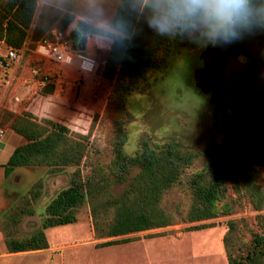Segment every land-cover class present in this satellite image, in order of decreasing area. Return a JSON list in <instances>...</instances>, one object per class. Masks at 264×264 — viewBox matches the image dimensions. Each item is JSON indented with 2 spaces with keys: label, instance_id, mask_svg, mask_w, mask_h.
<instances>
[{
  "label": "rangeland",
  "instance_id": "1",
  "mask_svg": "<svg viewBox=\"0 0 264 264\" xmlns=\"http://www.w3.org/2000/svg\"><path fill=\"white\" fill-rule=\"evenodd\" d=\"M48 1L47 6L54 11L48 17L52 13L60 18L56 26L64 29L73 17L78 16L109 26L120 0ZM226 4L224 0H210L195 28L166 59L162 68L145 73L148 79L145 86L127 101L128 115H118L114 105L108 102L113 81L103 77L101 60L107 57L109 48L106 50L88 41L81 49L78 33L70 34L78 54L95 62L91 73L54 64L34 53L35 43L45 38L50 28L47 17H42L43 9L38 10L35 25H31L28 31L18 64L5 58L8 48L0 42V82L3 83L0 88V128L5 131L0 139V215L35 182H42L40 196L32 205L35 213L33 216H21L15 231L17 237L31 234L39 227L45 206L57 192L69 185L74 167L56 172H50L47 167L16 168L8 178H4L3 165L8 160L10 149L25 142L10 129L15 117L30 115L37 122L50 119L65 125L70 130V139L82 140L86 146L80 166L82 174L98 169L97 173L107 178L105 183L102 182L106 188L98 194L95 202L120 196L139 170L128 167V179L122 183L114 182L111 164L114 159L113 142L119 127L127 135L123 151L128 156L140 150L144 142L151 146L174 142L182 151L194 155L191 166L160 200V208L172 218L171 225L106 238L101 233L95 234L87 200L76 210L75 224L45 231L49 244L47 250L8 254L0 230V264H152V259L156 258L163 264H228L223 245L228 227H232L233 249L243 248L254 234L260 232L256 216L264 215V203L259 212L255 211L247 196L243 192L236 193L230 185L226 196L216 202V217L194 223L186 221L192 204L190 177L217 160L242 162L223 145V133L213 127V105L208 94L196 89V72L203 66L204 38L209 31L215 36L213 33L226 18L221 16ZM37 15L40 20L36 22ZM166 15L164 7H160L147 22L163 24ZM79 21L87 23L88 20L78 19L76 23ZM214 22L217 25H213ZM44 76H48L54 85L52 95L42 93L45 85H41L40 80ZM94 116L96 119L92 123ZM258 183L264 191V168L260 169ZM111 217L112 214L108 219ZM198 224L212 227L191 231V227ZM124 238L131 241L108 247L96 246ZM218 250L221 260L217 256Z\"/></svg>",
  "mask_w": 264,
  "mask_h": 264
},
{
  "label": "trees",
  "instance_id": "2",
  "mask_svg": "<svg viewBox=\"0 0 264 264\" xmlns=\"http://www.w3.org/2000/svg\"><path fill=\"white\" fill-rule=\"evenodd\" d=\"M209 1L120 0L108 31L82 21L76 23L77 18L72 21V33L76 31L78 35L102 36L111 40L103 65V77L113 81L108 102L114 105L118 115H128L127 101L145 86L148 81L145 73L162 68L166 59L195 28ZM36 7V0L0 1V42L8 49L22 48ZM160 7H164L166 21L163 24L147 22ZM53 92L54 85L49 81L42 93L52 95ZM95 119L96 116L92 118V123ZM10 129L25 142L14 148L3 165L4 178H8L16 168L47 167L50 172H56L70 166L74 167V171L69 176V185L47 203L39 227L31 234L17 237L15 231L21 216H33L35 213L32 205L40 196V180L0 215V230L7 253L48 249L45 231L75 224L76 210L87 200L95 234L101 233L106 238L172 224L171 216L160 208L161 197L178 182L194 159L193 154L182 151L178 144L168 142L151 146L144 142L140 150L128 156L123 151L127 135L119 127L113 142L111 171L114 182L122 183L128 179V167L139 170L120 196L95 202L98 194L106 188L102 182L105 183L107 178L100 176L98 169L82 174L80 166L86 146L82 140L70 139V130L65 125L50 119L37 122L30 115H23L14 118ZM260 169L243 162L229 163L223 160L205 165L189 179L192 204L186 221L194 223L216 217V202L226 196L229 185L236 193L243 192L252 208L259 212L264 203L263 187L258 183ZM110 214L112 217L108 219ZM256 223L260 232L254 234L243 248L238 246L233 249L232 227H228L223 237L228 264H264V215L258 214ZM210 227L198 224L191 227V231ZM129 241L131 239L128 238L108 240L96 246L108 247Z\"/></svg>",
  "mask_w": 264,
  "mask_h": 264
},
{
  "label": "water",
  "instance_id": "3",
  "mask_svg": "<svg viewBox=\"0 0 264 264\" xmlns=\"http://www.w3.org/2000/svg\"><path fill=\"white\" fill-rule=\"evenodd\" d=\"M86 42L87 36L79 35L81 49ZM224 48L218 45L215 51L203 52L196 87L210 92V102L220 109L212 118L213 127L226 135L223 145L240 161L264 168V65L259 59L250 64H241L235 57L226 59ZM236 73L240 85L235 82Z\"/></svg>",
  "mask_w": 264,
  "mask_h": 264
},
{
  "label": "flooded vegetation",
  "instance_id": "4",
  "mask_svg": "<svg viewBox=\"0 0 264 264\" xmlns=\"http://www.w3.org/2000/svg\"><path fill=\"white\" fill-rule=\"evenodd\" d=\"M221 13L226 18L213 33L215 36L210 31L205 36L204 51H215L219 45L225 47L223 51L226 59L235 57L241 64H250L252 59H259L264 65V0H228ZM215 24L217 22L213 25ZM234 76L237 79L236 84L240 85L238 74ZM196 89L203 93L197 87ZM207 94L210 98L211 93ZM212 105V113L220 110L215 104Z\"/></svg>",
  "mask_w": 264,
  "mask_h": 264
},
{
  "label": "built area",
  "instance_id": "5",
  "mask_svg": "<svg viewBox=\"0 0 264 264\" xmlns=\"http://www.w3.org/2000/svg\"><path fill=\"white\" fill-rule=\"evenodd\" d=\"M37 2L39 0H36ZM73 30H60L57 28H52L49 31V37L43 38L35 43L34 53L40 57L54 63L70 67H75L82 71L92 72L95 67V62L88 58L83 57L78 54L75 43L71 39L70 34ZM25 46V43L23 44ZM21 49H8L6 59L13 63H19L22 59ZM0 62V66H1ZM49 83L48 76H44L40 80L41 85H46ZM3 83L0 82V88ZM5 134L4 129L0 128V139L3 138Z\"/></svg>",
  "mask_w": 264,
  "mask_h": 264
},
{
  "label": "crops",
  "instance_id": "6",
  "mask_svg": "<svg viewBox=\"0 0 264 264\" xmlns=\"http://www.w3.org/2000/svg\"><path fill=\"white\" fill-rule=\"evenodd\" d=\"M47 3H49V1L48 0H39L38 2H37V7H36V12H35V15H34V18H33V22H32V25H35V23H34V21H35V16H36V14H37V12H38V10L39 9H43V16L42 17H47V23L48 24H50V28L48 29V31H47V35L45 36V38H48L49 37V31H50V29H52V28H57V24L61 21V19L60 18H57L56 16H54V14H52L51 13V15H49V17H48V14H50V12H54L53 10H51L50 8H49V6H47ZM50 7H52L51 5H50ZM46 13H45V12ZM37 19H36V22L38 21V20H40V17H38V15H37V17H36ZM39 18V19H38ZM77 18V20L78 19H83V20H88V21H86L87 23H89L90 25L92 24V26H94V27H97V28H100V29H102V30H110L109 29V26L108 25H102V24H98V23H96L95 21L94 22H92L90 19H85V18H82V17H73L72 19L73 20H75ZM72 20V21H73ZM76 20V21H77ZM72 21L69 23V24H67L66 25V28H64V29H60V30H67V28H70V25H71V23H72ZM31 28V27H30ZM58 29V28H57ZM75 29V28H74ZM73 30V29H72ZM43 39V38H42ZM88 41H90L91 42V45H97V46H99V47H104V48H106V50L110 47V44H111V40L109 39V38H105V37H102V36H92V37H87V42ZM86 42V43H87ZM92 54L93 55H95V52H92ZM105 59H106V57L105 58H103L102 60H101V63L104 65V63H105ZM20 145V144H19ZM17 147V146H16ZM14 148L15 147H12L11 149H10V151H9V156H10V154L12 153V151L14 150ZM9 158V157H8ZM47 250V249H46ZM42 251H44V250H42ZM34 252H38V251H34ZM217 253H218V258H219V260H221V255H219V250L218 251H216ZM23 253H29V252H23ZM9 254V253H8ZM15 254H19V253H15ZM157 259V258H156ZM156 259H152V264H163V262H162V260H156ZM166 262V261H165Z\"/></svg>",
  "mask_w": 264,
  "mask_h": 264
},
{
  "label": "clouds",
  "instance_id": "7",
  "mask_svg": "<svg viewBox=\"0 0 264 264\" xmlns=\"http://www.w3.org/2000/svg\"><path fill=\"white\" fill-rule=\"evenodd\" d=\"M196 2H198V0H193V3H196ZM224 2L227 3L228 0H224Z\"/></svg>",
  "mask_w": 264,
  "mask_h": 264
},
{
  "label": "bare ground",
  "instance_id": "8",
  "mask_svg": "<svg viewBox=\"0 0 264 264\" xmlns=\"http://www.w3.org/2000/svg\"><path fill=\"white\" fill-rule=\"evenodd\" d=\"M88 73H91V72H88Z\"/></svg>",
  "mask_w": 264,
  "mask_h": 264
}]
</instances>
